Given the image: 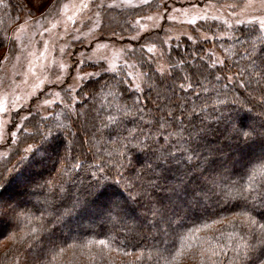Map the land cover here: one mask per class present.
<instances>
[{"label": "trees", "instance_id": "16d2710c", "mask_svg": "<svg viewBox=\"0 0 264 264\" xmlns=\"http://www.w3.org/2000/svg\"><path fill=\"white\" fill-rule=\"evenodd\" d=\"M22 1L40 12L51 0H0V50L10 44L11 31L22 16ZM138 12L106 11L104 32L127 37L134 31L130 18ZM229 34L195 41L182 36L168 45L163 30L145 33L140 40H128L133 46L128 55L144 77L143 90L131 86L123 67L117 71L98 67L99 73L77 89L76 100L67 94L66 104L56 103L48 117L36 110L29 113L28 129L16 143L9 138L2 147L11 149L10 156L0 160L8 196L23 200L6 208L11 223L7 215L0 217V264H252L245 255L250 248H255L253 258L264 254L259 227L264 224V143L258 138L244 145L208 136L199 151L219 163L202 177V161L199 168L185 162L191 152L185 151L189 145L180 140L177 127H188V121L199 125L202 119L222 129L220 121L228 115L258 131L264 127V76L249 63L250 56L264 55V33L255 23H242ZM149 42L160 46L165 72L146 50ZM214 52L222 61H216ZM129 110L135 118L124 125L128 130L142 128L155 138V125H165L166 130L160 129L165 138L156 147H171L176 153L166 173L168 183L191 177L190 188L199 185L195 196L160 192L151 202L140 203L128 197L125 185L136 176L120 168L118 145L126 141L109 136L127 133L109 117L121 120V113ZM133 157L138 172L155 163L151 151L130 152L128 158ZM101 167L105 174L112 167L111 177L81 207ZM117 170L124 173L119 185L112 179H119ZM93 172L95 176L90 175ZM112 200L127 201L120 215L108 210ZM13 205L19 207V215ZM165 209L168 222L161 215Z\"/></svg>", "mask_w": 264, "mask_h": 264}, {"label": "rangeland", "instance_id": "374dc122", "mask_svg": "<svg viewBox=\"0 0 264 264\" xmlns=\"http://www.w3.org/2000/svg\"><path fill=\"white\" fill-rule=\"evenodd\" d=\"M22 3L10 44L0 50V160L10 156L11 149L2 148L7 140L16 143L28 129L25 123L31 111L48 117L56 103L66 104L67 94L76 100L77 89L100 68L117 71L123 67L131 86L143 90L144 77L128 55L133 48L128 40H140L143 34L159 29L168 45L182 36L214 40L230 36L237 24L259 26L264 21V0H51L40 12ZM118 8L139 11L130 18L134 31L127 37L104 32L106 11ZM145 48L156 57L158 70L165 72L160 46L149 42ZM214 54L216 61H222ZM19 198L5 197L10 205L23 200ZM13 206L19 215V207ZM0 210L6 212V208ZM6 215L11 223V214Z\"/></svg>", "mask_w": 264, "mask_h": 264}, {"label": "snow or ice", "instance_id": "6c2138e0", "mask_svg": "<svg viewBox=\"0 0 264 264\" xmlns=\"http://www.w3.org/2000/svg\"><path fill=\"white\" fill-rule=\"evenodd\" d=\"M259 27L261 29H264V21H260ZM249 63L252 64L254 70L258 71L261 76H264V55L256 54L250 56ZM139 111L140 110L137 109V112ZM195 116L196 114L194 113L193 118H195ZM121 117H123V119L121 120H117L113 116H110L109 119H111L118 128H121L123 132L127 134L122 136L121 132H110L109 136L115 134L117 136H121V138L126 141V143L118 145V155L120 157V161L123 162L120 163V168H125L136 176V180L125 185V188L128 192V197L131 200L140 203L144 199H148L149 202H151L152 197L160 192L176 195L177 197H179L181 194L195 196L197 194V189L199 188V185H197V187L190 188L191 177L186 180L183 176H181L177 178L175 183H168V176L166 175V173L171 170V166L173 165L176 159V153L171 149V147H156L159 139L165 138L163 136V133L160 132L161 128H165L166 130L165 125H155L157 130V136L154 138L153 133L151 131L144 132L142 128L128 130L126 127H124L126 123H131V119L135 118L130 110L128 112H122ZM173 119L175 118L173 117ZM220 122L223 123L222 129L212 127L211 124H205L204 120L202 119L200 120L199 125L193 124L192 121H188V127L177 126L179 129L180 140H184V142L189 145V148L185 151L191 152V155L187 156L185 162L188 163L190 167L199 168V162L202 161L205 165L203 170L200 172V176L202 177L208 174L210 167H213L219 163L218 158H205L199 151V149L202 147L201 141L206 140L208 136L222 138L224 140L236 139L244 145H249L250 143L256 141L258 138L261 140L262 143H264V127H261V129L258 131L255 127L244 126L242 124H239L236 118H234L232 115L223 117ZM144 127L151 128L152 126L150 124H146L144 125ZM48 135L54 138V134L51 130H49ZM185 136L187 137V139H185ZM46 138L48 137L42 135V139L45 140ZM29 150L31 151V153H33L35 149H31L30 147ZM139 151H151L155 163H149L138 172L135 167V164L133 163L135 157L129 159L128 154L130 152ZM215 152L218 153L219 149L215 150ZM193 158H196V160L198 161L196 164L191 163ZM261 159H264V156H262ZM23 160L24 157H21V162ZM76 167L79 168L80 165L77 164ZM112 167H115V165H112ZM112 167L108 168L107 174H105L104 167L97 169V171L101 173V175L99 178L93 180L92 184L89 185V190H87L86 192V198L83 203L80 204L81 207L86 204L87 197L96 195L99 189L105 184V181L109 180V178L111 177ZM149 172L151 173V175H147V173ZM90 175L95 176L96 173L93 172L90 173ZM146 175V181L141 182L144 180V177ZM116 176L119 177V179L115 177H112V179H114L115 183L119 185L124 177V173L117 170ZM7 183L8 182L3 173H0V209H5L10 206V204H8L7 200L5 199V197L9 195ZM133 189H136L135 194H133ZM122 190L124 191V189ZM126 204L127 201L122 204L118 200H112L110 201L107 208L109 211L117 210L116 214L120 215L121 210L126 206ZM5 215L6 212L0 211V216ZM161 215L162 218L165 219V222H168L166 219V209L164 212L161 213ZM251 223L256 224L257 221L252 220ZM259 227L261 233L264 234V224H260ZM262 242H264V240H262ZM254 251L255 248L253 246L245 254L247 260L251 261L252 264H264V254H261L260 256H255V258H253Z\"/></svg>", "mask_w": 264, "mask_h": 264}]
</instances>
